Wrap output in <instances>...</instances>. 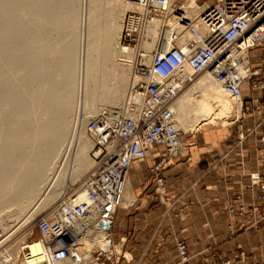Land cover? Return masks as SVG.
<instances>
[{"label": "built area", "instance_id": "2783aa9c", "mask_svg": "<svg viewBox=\"0 0 264 264\" xmlns=\"http://www.w3.org/2000/svg\"><path fill=\"white\" fill-rule=\"evenodd\" d=\"M176 1L124 0L131 9L125 15L121 45L138 48L146 28L159 22L158 48L150 64L144 63L146 56L137 55L133 76L138 81L131 86L124 112L119 115L107 110L88 119L86 132L93 142L90 154L94 166L80 186L85 197L79 200L75 190L51 214L37 220L41 236L28 243L36 245L38 253L34 255L26 245L22 251L25 261L108 264L126 259L115 251L112 227L135 164L152 156L148 173L153 194L158 203L166 204L169 188L164 172L185 150L173 106L199 74L210 71L224 92L243 103L244 112L249 110L243 88L253 78L250 52L264 43V0H212L194 18ZM186 69L191 72L185 74ZM252 88L264 89V83H252ZM259 102V97H252V104ZM260 140L264 144V133ZM249 178V186L257 190L260 206L258 218L247 227L261 228L264 225V161ZM244 200V193H238L229 203V212L241 217L255 214V208ZM101 223H111V229L104 230ZM94 235H100V239L89 244ZM177 249L180 264H190L186 244L178 242ZM245 260L246 255L242 257Z\"/></svg>", "mask_w": 264, "mask_h": 264}, {"label": "bare ground", "instance_id": "6f19581e", "mask_svg": "<svg viewBox=\"0 0 264 264\" xmlns=\"http://www.w3.org/2000/svg\"><path fill=\"white\" fill-rule=\"evenodd\" d=\"M49 1L46 2L47 5ZM56 1L52 4L55 5ZM67 1L63 5H61V1V4L57 2L60 8L53 9V12L46 9L52 14L45 15L44 0H0V204H5L9 201L8 199H14L17 202L14 204H17L21 210L28 207L32 202H36L33 201V196L43 191L41 186L50 180L54 170L55 173L50 182L45 184L46 194L43 195L44 199L40 201L39 208H45L55 200H63L69 195L65 194L69 182L64 181L65 179L63 180L61 176L64 169L63 163L61 162L53 171L52 169L55 167L51 168L50 166H53V162L56 160L55 155H58L55 152L58 151L57 148L65 139L64 132L68 126V120L64 119L63 113L73 104L71 103L73 100L71 95L77 90V88L74 90L75 83H81L83 86L85 106H83L84 116L80 121L82 128L78 133H74L77 136L78 146L75 149V166L71 172L73 175L69 179V186H74L94 166L90 154L93 142L86 132L88 119L104 110L119 115L124 112L125 100L129 95L131 86L138 81L133 76V67L137 55L140 53L146 56L144 63L150 64L152 54L158 48L159 22L150 24L146 28L139 48H127L121 45L120 41L125 13L131 8L124 3V0H105L109 4L107 8H100V4H102L100 0H89L90 10L89 8L88 10L90 13L89 18H86L88 19V35L85 40L87 41L85 59L83 58L85 64L81 68L83 69L82 72L79 68L81 73L79 75L81 76L77 78V68L80 65L78 63L77 67L76 64L78 61L76 60L78 57V51L76 52L78 49L77 39L71 36L63 41L62 36L61 41L63 43L60 41V45H56L57 48H54L53 45L51 47L47 44L45 38V35L49 33L46 31L49 29L47 23L54 19L53 14L57 15L58 13H60L58 14L60 17L57 15V18L61 19L60 22L64 25V30L72 33L70 29L73 20L78 21L79 19L74 17L76 13L73 15L75 19L71 16L78 0L76 2L74 0L73 2ZM50 6L49 4V8ZM73 6L74 8H72ZM44 7L47 8L48 6ZM182 7L191 18L197 17L206 9V7H200L198 0H186ZM135 10L138 9L135 8ZM60 22L57 23L60 24ZM75 23H79V21ZM51 26H53L52 23ZM74 26H78V24ZM51 28L53 29V27ZM44 31L47 33L44 34ZM82 40L84 41V39ZM82 43L84 44V42ZM81 55L79 57H82ZM14 67H17V70L18 68H25V70L28 68L29 73L25 76L26 78L24 76L19 77L18 71L16 75L13 74ZM16 69L14 70L16 71ZM190 72L189 69L185 70V74ZM203 74L181 93L173 106L177 128L182 134L196 135L209 126H221V129L226 130L242 117L243 103L237 102L225 93L210 71L207 70ZM248 75L251 74L248 73ZM33 84L38 85V88H33ZM111 85L113 87H110ZM129 86L128 94L121 105L120 102ZM106 100L108 104L99 108L100 102L104 103ZM6 104L13 105L11 106L14 107L13 111L8 110L12 112L5 110L7 109L5 108ZM71 110L73 109L68 111ZM46 116L48 120L44 121ZM75 190L79 195V200H83L85 194L81 187ZM133 191L134 188L130 179L125 190L122 207L124 202L129 206L135 200ZM9 203H6L7 206ZM28 209L31 210V207ZM35 210L39 212L40 209ZM2 212L0 211V225L4 228L7 236L11 232L7 226V219L9 218ZM18 212L23 215V211L18 210ZM38 212L29 214L30 216L24 224L29 222L28 220L32 219ZM98 237L100 239V235H94L89 244H93ZM8 238L9 235L4 240L2 239L3 241L0 239V246ZM23 243L25 244L19 243L17 250L11 248V253L8 254L10 257L5 259V255L0 264H16L19 261L22 246L24 250L26 245L30 247L34 255H37L36 245L26 241ZM33 260H24L21 264H35Z\"/></svg>", "mask_w": 264, "mask_h": 264}, {"label": "crops", "instance_id": "0c3cea01", "mask_svg": "<svg viewBox=\"0 0 264 264\" xmlns=\"http://www.w3.org/2000/svg\"><path fill=\"white\" fill-rule=\"evenodd\" d=\"M249 58L253 78L243 88L249 110L243 109L240 135L225 136L218 134L223 129H209L202 133L200 143L185 146L183 156L164 172L169 188L166 204L158 203L152 194L148 173L152 156L136 163L131 177L135 202L118 210L112 227L115 249L120 247L119 253L126 259L108 264H180L178 242L186 244L190 264L221 260L264 264V226L247 227L258 218L260 206L249 177L264 161L260 140L264 133V89L252 88V83H264V43L252 50ZM253 96L260 98L258 104L251 103ZM240 192L255 214L241 217L229 212V203ZM241 253L247 256L246 261L239 260Z\"/></svg>", "mask_w": 264, "mask_h": 264}, {"label": "rangeland", "instance_id": "374dc122", "mask_svg": "<svg viewBox=\"0 0 264 264\" xmlns=\"http://www.w3.org/2000/svg\"><path fill=\"white\" fill-rule=\"evenodd\" d=\"M43 1V0H42ZM47 1H49V0H44V2H45V5L44 6H48L47 8H45L43 5V10H44V13H45V15H48L53 9L54 10H56L57 8H60L59 7V3H60V1H61V5H63L64 3H67L68 1L67 0H63V2H62V0H50L49 1V4L51 5L50 6V8H49V4L47 5ZM56 1V3H54L55 5H53L52 3L53 2H55ZM65 1H67V2H65ZM70 1V0H69ZM89 0H78L77 2H76V0H74V2H76L75 3V5L74 6H76L75 8H74V6L72 7V8H74L73 10L74 11H72V17H73V15L75 14V18H79L78 19V21H79V23H75V22H78L74 17V19H75V21L73 20V25H72V28L70 29L71 31H72V33L71 32H69L70 33V35H69V33L66 31V30H64L65 29V27H64V25H62L61 24V22H60V20L57 18V15L58 14H60V13H58L57 15H54L53 14V16H55L54 17V19L51 21V22H48L47 23V25H49V29H48V27L46 28V29H48V30H46V29H44V30H46L47 32H49V33H47L46 31H44V34L45 33H47L46 35H45V38H46V41H47V44H49V45H51V47H53L54 46V48H57V46H59L60 45V41L63 39V41H66L67 39H69V37H71V36H73V37H75L76 39H77V47H78V49L76 50V52L78 51V53H77V58H76V60H78L77 62H76V64H77V67H78V65H79V67L77 68V78H80L79 76H81V75H79V74H81L80 73V69L81 68H83L84 67V64H85V61L83 60V58L85 59V52H86V43H87V41H85L86 39H87V31H88V19H86L87 17L89 18V13H90V5H89V2H88ZM104 1L105 0H100V2H102V4H100V8H107V6L109 5L108 4V2L107 1H105V3H104ZM186 0H177L176 1V4L178 5V6H181V5H183L184 4V2H185ZM43 2V3H44ZM57 2H59L58 4H57ZM71 2H73V0H71ZM212 3V0H200L199 2H198V4L200 5V7H206V8H208V6L210 5ZM53 5V6H52ZM89 5V6H88ZM106 5V6H105ZM56 8H55V7ZM88 6V7H87ZM52 7H54V8H52ZM42 8V7H41ZM88 8H89V10H88ZM46 9H49L48 11H50V12H48V11H46ZM88 10V11H87ZM47 12V13H46ZM53 12V11H52ZM77 13H78V15H77ZM50 14H52V13H50ZM49 14V15H50ZM126 14V13H125ZM68 14H66V16H67ZM76 15H77V17H76ZM62 16V15H61ZM64 16H65V14H64ZM63 16V17H64ZM58 17H60L59 15H58ZM68 17V16H67ZM64 18H66V17H64ZM56 20H59V21H56ZM56 21V22H55ZM60 22V24H58V23ZM51 23H52V25L53 26H51ZM75 23V24H74ZM76 24H78V26H74V25H76ZM83 24V25H82ZM59 25H61V26H59ZM80 25V26H79ZM53 27V29L51 28V27ZM82 26V27H81ZM75 27H79V28H75ZM58 28V29H57ZM61 28H63L62 30H61ZM73 28H74V30H73ZM79 29V30H78ZM53 30V31H52ZM58 30V31H57ZM85 30V31H84ZM74 31H75V33H74ZM77 31V32H76ZM85 32V33H84ZM76 33H77V35H76ZM83 33V34H82ZM58 34V35H57ZM65 34V35H64ZM79 34V35H78ZM83 35H85V36H83ZM63 36V37H62ZM68 36V37H67ZM81 36V37H80ZM61 37H62V39H61ZM66 37V38H65ZM80 37V38H79ZM82 37H84V38H82ZM53 38V39H52ZM57 38V39H56ZM84 39V41L82 40V39ZM47 39H49V40H47ZM55 39H56V41H55ZM64 39H66V40H64ZM51 40V41H50ZM63 41H61V43H63ZM84 42V44L82 43V42ZM59 42V43H58ZM52 43H54V44H52ZM58 43V44H57ZM83 44V45H82ZM53 45V46H52ZM57 45V46H56ZM81 45V46H80ZM84 48H83V47ZM84 50H83V49ZM139 48V47H138ZM81 51H80V50ZM132 49H136L135 47H133ZM84 52V53H83ZM57 53V52H56ZM56 53H55V56H56ZM51 54H54V53H51ZM82 56V57H79L80 55ZM51 57L53 56V55H50ZM54 56V57H55ZM81 58H82V60H81ZM82 63H81V62ZM84 61V62H83ZM79 63V64H78ZM82 64V65H81ZM13 65V64H12ZM19 65V64H18ZM17 67H14V69H16ZM80 68V69H79ZM12 70V73L13 74H15L16 75V72L18 71L19 72V74H18V76L19 77H23L24 76V78H26L25 76H27V74L29 73V69L27 68V70H25V68H18V70L16 69V71L15 70ZM22 70V71H21ZM27 72H25V71ZM82 70L83 69H81V72H82ZM13 71H15V72H13ZM11 73V72H10ZM11 73V74H12ZM12 74V75H13ZM204 74L202 73V74H199L197 77H196V79H195V81H197L200 77H202ZM131 80H132V77H131ZM78 81L79 82H81L79 79H78ZM132 82V81H131ZM78 85H80V86H78ZM33 88H38V85H35V84H33V86H32ZM110 87H113V85H111ZM77 88V90H75ZM80 88V89H79ZM83 88V86L81 85V83L79 84H77V83H75V87H74V90H75V92H72V95H71V99H73L72 101H71V103H73L72 105H70V107H69V109H73V110H71V111H68V110H65V112L63 113V116H64V119H67L68 120V122H67V125L68 126H66V130H65V132H64V142L62 141V143L58 146L59 148H57V152H55L56 154H58V155H55V161L53 162V166L51 165L50 167L51 168H53V167H55V168H53L52 169V171L54 170V169H56V167L62 162L63 163V165H64V169L66 168V170L64 171V169H63V171H62V174H61V176H62V179L64 180V181H66V182H69L70 183V180L69 179H71V177H72V175H73V173H71V172H73V168H74V166H75V154H76V150L75 149H77V144H78V141H77V136L75 135L76 134V132L78 133L81 129L80 128H82V125L80 124V121L82 120V118H83V116H84V111H83V109H84V107L83 106H85L84 104H85V92H84V90L82 89ZM129 88H130V86L128 87V90H127V92L125 93V95H124V97H123V99L121 100V102H120V104L122 105L123 104V101H124V98H126V96H127V94H128V91H129ZM188 89V88H187ZM73 90V91H74ZM80 91V92H79ZM75 93V94H74ZM80 94V95H79ZM84 96V97H83ZM105 100V99H104ZM103 100V101H104ZM102 103V104H101ZM99 104V103H98ZM106 104H108V102H107V100H106V102H100V107L99 108H103L102 107V105L103 106H105ZM7 105V104H6ZM9 105V106H8ZM5 108H7V109H5V110H12L13 111V108L14 107H11V106H13V105H10V104H8ZM98 105V106H99ZM5 106V105H4ZM72 107V108H71ZM106 108H108V107H106ZM104 109H105V107H104ZM12 111H8V112H12ZM104 111H107V110H104ZM68 113V114H67ZM67 116V117H66ZM245 116H244V114H243V111H242V117H241V119L240 120H238L236 123H234V124H232L229 128H227L225 131H223L222 133H218V134H222V135H225V136H228L229 134H232V136H238V135H240V133L242 132L241 130H242V119L244 118ZM47 118V116L46 117H44V121H47L48 120V118ZM79 122V123H78ZM71 123V124H70ZM70 124V125H69ZM76 124H77V126H76ZM74 126V127H73ZM70 128V129H68V128ZM209 129H211V130H213V129H217L216 131H218V129H221V126H218V127H211V126H209L207 129H205L204 131H208ZM204 131H202L201 133H198V134H196V135H193V134H184L183 133V141H184V145L185 146H188V145H191V144H193V143H195V144H197V143H200V141H201V137H202V133L204 132ZM75 133V134H74ZM72 134V135H71ZM74 135H75V137H76V139H75V137H74ZM66 136V137H65ZM75 140H74V139ZM70 139H72V140H70ZM196 139V140H195ZM193 140H195L196 142H192ZM72 141V142H71ZM75 142V143H74ZM71 143V144H70ZM74 144V145H73ZM63 145V146H62ZM72 146H73V148H72ZM76 147V148H75ZM193 147H195V146H193ZM70 148H72V149H70ZM187 149L188 148H192V147H186ZM74 150V152H72ZM71 151V152H70ZM70 152V153H69ZM67 154H69L68 156H67ZM62 155V156H61ZM70 156V157H69ZM66 157V158H65ZM64 158V159H63ZM74 158V159H73ZM71 159V160H70ZM63 160V161H62ZM69 160V161H68ZM67 161V162H66ZM70 162H74L73 164L72 163H70ZM56 163V166H54V164ZM69 163H70V165H69ZM70 168V170H67V169H69ZM70 172V173H69ZM189 172H191L190 170H189ZM54 173H55V170H54V172H53V175H54ZM65 173H67V174H65ZM88 173V172H87ZM86 173V174H87ZM182 174H186L187 173V170H185L184 172L182 171L181 172ZM181 173H178L179 175L181 174ZM64 174V175H63ZM86 174L85 175H83L82 177H81V179H79L75 184H74V186H69L68 184L69 183H67V188H66V191H65V194L66 195H68V194H70V193H72L73 191H75V189H78L80 186H81V184H82V182H83V180H84V178H85V176H86ZM53 175L50 177V180H51V178L53 177ZM69 175V176H68ZM65 176V177H64ZM67 176V177H66ZM132 177V176H131ZM185 177V176H184ZM50 180H47L46 181V183H44V185H42L41 186V189L43 190V191H40L39 192V194H35V196H33V201H36L35 203L34 202H32V204H30L28 207H26L25 209H20L19 207H18V205L17 204H14V203H17V202H15L16 200H14V199H8L9 201H7V202H10L9 203V205L7 206V202H5V204L3 203V204H0V211H3L2 212V214H4L6 217H8L9 219H7V226L9 227V230L11 231L8 235H9V238L6 240V241H4L2 244H1V246H0V261H2V260H4V258L5 259H7V257L9 258L10 257V255H8L9 253H11V248L12 249H14V250H17L18 249V246H19V243L21 244H25V243H23L24 241H26V242H28V241H30L32 238L33 239H37V238H40V236H41V234H40V232H39V230H38V226H37V220L39 219V218H41V217H44V216H47V215H49V214H51V212L54 210V208L58 205V203L62 200V199H57V200H55L54 202H52V203H50L48 206H46L45 208H39V205H40V201L41 200H43L44 199V197H43V195L44 194H46V191H45V189H46V185H47V183H49L50 182ZM178 180H179V178H178ZM65 182V183H66ZM46 184V185H45ZM133 193L135 194V191H133ZM152 194H153V189H152ZM36 195H37V197H36ZM39 195V196H38ZM154 195V194H153ZM39 197V199H37ZM154 197H155V195H154ZM134 199V198H133ZM135 202V200L132 202V204L131 205H129V206H127L126 204H125V202H124V205H123V208L124 209H126V208H129V207H131L132 205H133V203ZM37 204V205H36ZM13 205H15V206H13ZM17 205V206H16ZM11 206V207H10ZM37 206V207H36ZM16 207H18L17 209H16ZM29 207H31V210L30 209H28ZM35 209H40L39 210V212H38V210H35ZM12 210V211H11ZM18 210H20L22 213H23V215L22 214H20L19 212H18ZM26 210V211H25ZM11 211V212H10ZM25 211V212H24ZM35 211V212H34ZM36 212H38L32 219H30V220H28L29 222H27L26 224H24V222H26V220L29 218V216L31 215V214H35ZM19 213V214H18ZM30 214V215H29ZM22 216V218H20ZM26 217V218H25ZM24 218H25V220H24ZM23 220V221H22ZM17 222V223H16ZM232 225V224H231ZM6 226V227H7ZM11 226V227H10ZM13 226V227H12ZM230 226V225H229ZM264 226V225H263ZM262 226V227H263ZM7 227V228H8ZM20 227V228H19ZM233 227V226H232ZM261 227V228H262ZM11 228V229H10ZM253 228V227H252ZM254 228H256V227H254ZM231 229V228H230ZM0 233L3 235L0 239L2 240H4L5 239V237H7L6 235H5V230H4V228H2V226L0 225ZM5 235V236H4ZM4 237V238H3ZM2 240V241H3ZM1 242V241H0ZM17 244V245H16ZM15 246V247H14ZM117 247H119L118 245H117ZM22 250H23V246H22ZM22 250H21V253H20V255H19V258H18V262L16 263V264H21L24 260H23V258H22ZM115 251L118 253V254H120L119 252H121V249H120V247L119 248H116L115 249ZM2 254V255H1ZM123 254V253H122ZM6 255V256H5ZM245 254L244 253H241L240 254V258H239V260L240 261H242V257L244 256ZM5 256V257H4ZM4 257V258H3ZM127 257H129V256H127ZM128 259V258H127ZM246 260H247V256H246ZM245 260V261H246ZM221 261H223V260H221ZM230 261H232V260H230ZM233 262V261H232ZM234 264V263H233Z\"/></svg>", "mask_w": 264, "mask_h": 264}, {"label": "water", "instance_id": "95a60500", "mask_svg": "<svg viewBox=\"0 0 264 264\" xmlns=\"http://www.w3.org/2000/svg\"><path fill=\"white\" fill-rule=\"evenodd\" d=\"M100 226L103 227L104 230H110L112 224L111 223H101Z\"/></svg>", "mask_w": 264, "mask_h": 264}]
</instances>
